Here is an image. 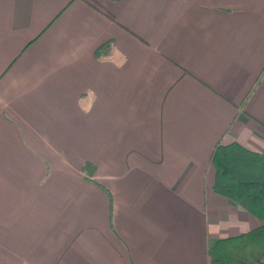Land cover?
Returning a JSON list of instances; mask_svg holds the SVG:
<instances>
[{
    "label": "crops",
    "instance_id": "crops-1",
    "mask_svg": "<svg viewBox=\"0 0 264 264\" xmlns=\"http://www.w3.org/2000/svg\"><path fill=\"white\" fill-rule=\"evenodd\" d=\"M230 142L264 151V0H0V264H208L264 223Z\"/></svg>",
    "mask_w": 264,
    "mask_h": 264
},
{
    "label": "trees",
    "instance_id": "trees-1",
    "mask_svg": "<svg viewBox=\"0 0 264 264\" xmlns=\"http://www.w3.org/2000/svg\"><path fill=\"white\" fill-rule=\"evenodd\" d=\"M212 189L264 221V151L237 142L218 143L212 151ZM208 264H264V223L246 232L216 239Z\"/></svg>",
    "mask_w": 264,
    "mask_h": 264
}]
</instances>
